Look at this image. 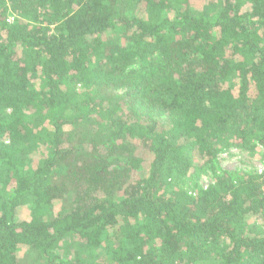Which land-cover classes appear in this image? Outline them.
<instances>
[{"label":"trees","instance_id":"1","mask_svg":"<svg viewBox=\"0 0 264 264\" xmlns=\"http://www.w3.org/2000/svg\"><path fill=\"white\" fill-rule=\"evenodd\" d=\"M192 1L0 0V264H264V0Z\"/></svg>","mask_w":264,"mask_h":264},{"label":"rangeland","instance_id":"2","mask_svg":"<svg viewBox=\"0 0 264 264\" xmlns=\"http://www.w3.org/2000/svg\"><path fill=\"white\" fill-rule=\"evenodd\" d=\"M207 0H193L192 9L195 11L202 10L207 5ZM262 150L258 149L253 153L236 148L227 149L218 154L211 167L200 166L183 181L182 188L191 192L193 188L208 187L213 177L222 173L237 176L240 172L259 173L262 170L261 162ZM148 164L137 172L136 176L145 177L147 175ZM27 215V208L17 210L16 217L24 218Z\"/></svg>","mask_w":264,"mask_h":264},{"label":"built area","instance_id":"3","mask_svg":"<svg viewBox=\"0 0 264 264\" xmlns=\"http://www.w3.org/2000/svg\"><path fill=\"white\" fill-rule=\"evenodd\" d=\"M12 21H13V17H8L7 22H8V23H11ZM260 172H261V170H260Z\"/></svg>","mask_w":264,"mask_h":264}]
</instances>
